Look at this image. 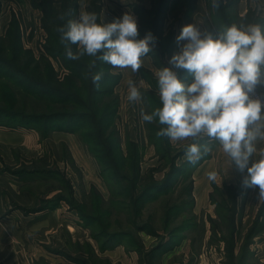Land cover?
Wrapping results in <instances>:
<instances>
[{"label": "rangeland", "instance_id": "rangeland-1", "mask_svg": "<svg viewBox=\"0 0 264 264\" xmlns=\"http://www.w3.org/2000/svg\"><path fill=\"white\" fill-rule=\"evenodd\" d=\"M182 2V4L189 3L190 6L195 5V0ZM185 13L189 19L186 24L194 23L202 30L212 32L232 23L264 25V0H219L218 5H214L212 0H202L199 9L194 6L191 10H185ZM28 27H31L29 35H34V43L40 48L41 54L48 55L52 63V59L58 63L45 48L48 32L43 23L40 21L36 27L29 23ZM35 55L39 56V53ZM166 61L169 64V59ZM63 74L59 77L60 73L57 72L59 81L64 80ZM134 79L135 74L132 73L126 82L134 81ZM190 79L189 75L187 80ZM120 84L119 94L122 98L120 105L118 103L115 117L117 127L120 133L127 134L128 138L132 136L137 138L139 135L138 138L141 141L142 137L144 153L141 172L147 174L149 169L157 168L164 161H160L156 146L148 136L147 121L141 118V112H145V107L139 109L136 100L128 99L129 83H124L121 87ZM257 89L262 92L261 89ZM18 96L19 103H15L14 107L19 108L25 100L27 110L45 108L43 102L33 95L28 94L22 98L18 93ZM122 100H124L123 103H121ZM151 123H155L154 120ZM5 128L2 129L3 132L14 131L9 130L11 127ZM16 131L23 135V142H20L22 146L20 143L14 146L0 143V222H5L11 213H18L12 217L16 218L14 222L16 228L11 231L6 229L5 232L0 233V237H3V242H0V264H182L189 260L192 264H228L226 243L221 238L228 235L227 219L224 220L223 217L228 215V207L235 203L232 199L233 192L238 191L237 189L242 186L244 189L240 191L246 193L239 198L237 196L238 236H236L243 241L257 219H261L264 223V198H258L259 187L243 185V178L240 181L238 178V183H228V175L234 172L239 177L242 173L232 164L231 158L223 151L219 141L209 139L206 135L189 136L178 140L170 139L174 155L178 154L175 158V166L183 171L178 173L172 183L173 186L169 185L163 194L151 196L152 199L144 203V208L139 214L134 206L125 200L124 203L119 201L118 204L113 200L115 202L113 205L103 202V199L108 201L112 196L108 186V181L111 183L112 178L108 175V179L111 180L107 181L104 176L100 177L99 163L94 159L79 133L75 135L83 143L82 150L86 154V160L91 164V174L86 173L85 166L78 163L77 166L74 165L68 146L60 142L57 144L59 140L55 141L50 132L47 136H43L39 130L40 134L35 130ZM194 142L208 145L209 151L200 159L211 158L213 161L214 155L215 170L219 172L220 183L216 179L209 180L207 177V171L212 170V164L201 168L199 171L202 173L196 172L201 163L196 167L194 162L187 159L185 153L179 154L181 150H186L187 146ZM121 148L122 151H126L125 146L122 145ZM169 158L165 160L163 169L150 173L157 180H160L172 166ZM23 164L36 168L48 167L52 175L33 173L24 179V182L18 183L13 179H16L15 176L20 178V175L13 171ZM224 167L227 169L226 172ZM57 169L60 173L56 172ZM95 173H97L96 176ZM71 178L75 182L77 199L86 204L85 210L97 212L101 217L94 222L82 219L78 209H75V212L66 201H62L61 204H68L73 216H67L68 213L65 215L64 210H59L61 214L57 211H49L48 225L46 224V228H43L44 226H40L37 222V211L31 208L46 204L45 199L51 203L52 198L59 194L71 198L70 184L67 180ZM92 179L96 180L92 181ZM92 182H94L93 186L89 187ZM229 185L233 187L230 188ZM97 198H101L99 202H96ZM178 205L185 206L187 209L181 214L179 212L177 217L174 216L175 219L172 217L173 220L168 228L174 225H189L180 233L181 243L167 244L161 252H158V255H152L151 250L161 238L164 242H169L171 238L179 239V232L173 236L165 229L167 215L173 206L177 208ZM139 206V204L136 205V207ZM69 224L71 227H68ZM147 225L154 227L159 234L150 232L145 228ZM247 226L249 228L246 229ZM257 235L258 233L253 237L252 249H250L255 255H248L247 264H264V233ZM4 244H8V247ZM5 249H7L6 256L13 255L12 261L6 259L7 263L2 261L4 258L1 257Z\"/></svg>", "mask_w": 264, "mask_h": 264}, {"label": "trees", "instance_id": "trees-1", "mask_svg": "<svg viewBox=\"0 0 264 264\" xmlns=\"http://www.w3.org/2000/svg\"><path fill=\"white\" fill-rule=\"evenodd\" d=\"M157 1L158 4L154 9H139L140 27L138 32L139 37H143L149 31L155 36L153 43L155 44V53H160V55H155L156 64L162 68L164 65L170 66L163 60V53L167 50L171 52L177 40L173 30L163 35L162 15L168 0ZM32 5L40 9L43 14L42 23L48 32L45 47L47 53L67 67L69 73L64 80L59 81L48 55L40 53L37 56L32 49H25L21 41L19 23L16 18L12 19L5 35H0V98L2 99L0 101L2 102L0 103V126L34 128L38 129L43 136H47L52 129L56 128L79 133L99 163L102 178L104 176L107 181L111 180L108 179V175L112 178L111 183L108 181L112 196L108 200L109 202L105 199L103 202L113 205L114 201L118 204L119 201L124 203L125 200L134 206L136 212L141 214L144 203L151 200L150 197L154 194L156 196L163 194L169 185L175 181L178 173L183 171V169L175 166V158L178 157V154L174 155L170 138L166 135H157V131L165 125H161L155 119V123L152 124L147 121L146 124L148 136L156 146V153L160 161L165 162L170 156L169 159L172 163L169 171L165 172L160 180H157L150 173L163 169L164 162L157 168L149 169L147 174H142L143 140L127 139L126 151H122L120 133L115 124L118 101L114 86L119 80V75L111 71L112 65L98 57L87 54L78 55L76 59L68 58L65 54V43L61 42V33L58 28L66 24L67 20L74 19L78 8L77 0H32ZM187 6L189 10L194 7L190 6L189 3ZM92 11L97 13V19L100 22L99 6L95 1L89 8V12ZM71 47L74 52L77 50L75 44H72ZM97 72L101 73V79L94 82L92 76ZM177 72L182 79L187 80L189 74L186 69H178ZM141 75L148 80L152 88L158 90L157 77L152 72L142 68ZM18 93L21 94L22 98L28 94L35 96L43 102L45 108L27 110L25 100L19 108L14 107L15 103H19L20 100ZM142 97L145 112H151L156 107L162 106L159 94L155 90L142 88ZM3 119L5 120L3 121ZM185 152L186 150L183 149L179 154ZM204 159L206 158L203 157L194 164L197 166ZM186 167L188 168V165ZM56 172L60 173L58 169ZM13 173H19L21 179H27L33 173L52 175V171L48 167H28L25 164ZM67 180L70 184L71 198L59 194L52 198L51 203L45 199L44 203L46 204L31 209L39 211L55 208L62 201H66L72 209H78L82 219L94 222L101 217L97 212L85 210L86 204L81 203L74 196V189L70 180ZM229 187L232 188L233 186L229 185ZM240 189H244L243 186L239 187L238 191L233 192L232 199L235 203L228 207L229 213L223 217L224 220L227 219L228 235L221 236V238L226 243L228 264H247L248 255H252L249 247L251 241L264 228L263 221L257 219L248 230L238 252H235L237 244L235 237L237 196L242 193ZM100 199L97 198L96 202H99ZM137 204L140 206L136 207ZM180 206L177 208L173 206L165 221V229L173 236L179 232V239L171 238L169 242H164L161 238L151 250L152 255H158V252H161L167 244L177 245V243H181L180 236L182 237V235L180 233L189 225L181 224L168 228L171 220H173L172 217H177L179 212L181 214L183 210L187 209L185 206ZM145 228L154 234H159L154 227L147 225ZM182 264H192V261L189 260Z\"/></svg>", "mask_w": 264, "mask_h": 264}, {"label": "clouds", "instance_id": "clouds-1", "mask_svg": "<svg viewBox=\"0 0 264 264\" xmlns=\"http://www.w3.org/2000/svg\"><path fill=\"white\" fill-rule=\"evenodd\" d=\"M212 2L218 5L219 0ZM58 31L68 58L87 54L113 66H130L133 72L155 41L150 31L139 37L137 19L131 12L98 22L96 12L81 11ZM176 40L178 51L169 58L171 66L156 72L162 106L142 111L141 118L165 125L157 135L172 140L204 135L218 140L232 164L241 173L246 171L243 184L258 186V198H264V145L254 143L258 138L264 140V100L251 95L258 84H264V25L232 23L212 32L188 23ZM72 44L77 46L75 52ZM175 69H186L191 79H182ZM100 79L99 72L92 76L94 82ZM140 97L130 80L128 99ZM208 151L207 144L194 142L185 154L195 162ZM216 176L215 170L207 172L209 180Z\"/></svg>", "mask_w": 264, "mask_h": 264}, {"label": "crops", "instance_id": "crops-1", "mask_svg": "<svg viewBox=\"0 0 264 264\" xmlns=\"http://www.w3.org/2000/svg\"><path fill=\"white\" fill-rule=\"evenodd\" d=\"M93 1H95L97 3V5L99 6L98 15H99V21L100 22H110L114 18L120 17L124 12H131L137 19L138 29L140 27L139 9L140 10L141 9H154V7L158 4L157 0H77L78 8H77V12H76L74 18H78V15L81 11H89V8H90ZM182 1L183 0H168L166 2L165 9H164L163 15H162L163 35H166L170 32V30H173L175 33L174 37L176 39V36L180 32L182 26L185 25L187 22H189V19L187 18V14L185 13V10L188 11V6H187V3L182 4L183 3ZM201 2H202V0H196L194 6L197 9H199ZM184 14L186 16H184ZM42 16H43L42 11L32 5V0H0V35H5L7 29L10 25V22L12 21V19L16 18L18 23H19V27H20L21 41H22L23 47L25 49H32L36 54L39 53V55H40V53H41L40 48L36 45V43H34V39H33L34 35L33 34H32V36L29 35V30L31 27H28V26H29V23H31V25L36 27V25H38L40 23V21L42 22ZM183 18H185V19H183ZM181 43H183V41H181ZM36 46H37V50L35 49ZM155 50H156L155 44H152V46L150 48V52L147 53L146 55H144L143 57H141V66L136 72H133L131 70L130 66L119 67V66H113L112 65L111 71L119 75V80L116 83V85L114 86L115 94L117 95V98H119V100H118L119 105H120V99L122 98V97H120V94H119V84L121 82L120 87L124 83L128 84L129 82H126V80H127L128 76L130 77V75L132 73L135 74V79L133 82H135V80H136L135 85L141 93L140 99L136 100V103H137L139 109L145 107L144 102H143V97H142V88L148 89V90H155L158 92L157 89L152 88L151 84L148 82V80L146 78H144L141 75V73H140V75H138L139 72H141V69L144 68V69L152 72L154 74V76H156V72L160 69V67L156 64V58H155L156 56L155 55H157V54L160 55V53H158V52L155 53ZM176 51H178V43H176V45L171 50V52H169L167 50L163 53V60H165V62H167L166 60L169 59L170 56ZM52 60H53V65H54L56 72L60 73L59 77H62L63 73H64L63 75H65V76H66V73L67 74L69 73V69L67 67H65L64 65H62L58 59H56L58 63H56L54 59H52ZM262 70L264 71V68H262ZM124 87H126V86L124 85ZM257 88L261 89V91L263 92V93L262 92L261 93L264 95V84H258L256 86V89ZM123 102H124V100H122L121 103H123ZM140 104H141V106H140ZM139 112H140V110H139ZM115 124L117 127L116 120H115ZM4 128H5V126L4 127L2 125L0 126V143H6V145H11V146L16 145V143L23 142L22 141L23 135L21 133L17 132L16 130L25 129L27 131L35 130L36 132H38V130H36L34 128H28V127L21 126V127H17V128H10V129L8 128L9 130H14V131L6 133V132L2 131V129H4ZM5 129H7V128H5ZM117 129H118V127H117ZM50 133L53 136V139L55 141L59 140L57 142V144L60 142V143L66 144V146H68V149L70 151V156H71V159H72L74 165L77 166V163H78L81 166H85L87 168L86 173L91 174L90 169L92 167H91L90 162L86 160V154H85L84 150H82V144H83L82 141L80 142L79 141L80 139H77L78 137H76V135H75L77 132L56 128V129H52L50 131ZM119 133H120V131H119ZM37 137H39L38 134H37ZM120 137H121V144L123 146H125V148H126L127 139L139 141V138H138L139 135L137 138L133 137V136L131 138L130 137L128 138L127 134L122 135L120 133ZM24 140H26L25 136H24ZM140 140H142V137ZM254 143L257 145V147H259L261 145H264V140L258 138ZM20 145H21V143H20ZM214 158L215 157L213 155V161L211 160V158H207V159H205V161H203V163L201 162V165L198 164L197 166H199V165L200 166L196 169V172L201 170V168H204L208 164H212V170H215ZM94 159L96 160V158H94ZM86 162L88 165L86 164ZM210 162H212V163H210ZM25 163H27V162L25 161ZM250 163H251V160H250ZM23 165L21 167H23ZM21 167H19V169ZM41 168H43V167H41ZM219 169H220V167H219ZM219 169L217 171H219ZM208 171H210V170H208ZM226 171H227V169H225V167H224V172H226ZM200 173H202V172H200ZM245 173H246V171H245ZM245 173H242V175L238 177L233 172L232 174L227 176V182L235 184L238 181L237 180L238 178H239V181L242 180ZM96 175H97V173H95V176ZM218 175H219V172H217L216 181L218 183H220L221 181L218 180ZM15 177H16V179H13L14 181H17L18 183L24 182V179H21V177L20 178H18L17 176H15ZM100 177H102V176L100 175ZM97 178H98V176H97ZM71 180H70L71 185L74 189V196L76 198H78L77 192H76V187H75V182L72 178H71ZM95 180L96 179H92V181H95ZM93 184H94V182L90 183L89 187H92ZM245 193L246 192L244 191L240 195H243ZM239 196H238V198H239ZM65 206H68V204L63 203V204L58 205L55 208L37 211L36 213L38 215H36V218H38V221H37L38 224H40V226H44L43 228H46V226L48 225L47 224L48 223L47 214L49 211H57V212H59V214H61L59 210H61V211L64 210L63 212L65 213V215L68 213L67 216H71V215L73 216V214H71L69 206L68 207H65ZM72 210L75 211V209H72ZM237 212H238V208H237ZM15 214L17 215L18 213L13 212V213H11V215L9 216V218L5 222H0V233L1 234L3 232H5L6 229L8 231H11L12 229L16 228L14 225L16 218H12V217L16 216ZM56 214H55V216H56ZM237 215H238V213L236 214V232H235V237H236V242H237L236 247H235L236 253L238 252V249L243 242L242 240H239L237 237L238 236L237 235V232H238ZM55 218H57V217H55ZM37 222H35V223H37ZM68 227H71V225L69 224ZM247 228H249V227L247 226L246 229ZM262 232L264 233V228L258 232V235H259V233L261 234ZM2 239H3V237L1 236L0 242H3ZM7 245H5V246L8 247ZM249 247H250V249H252V244H250ZM6 250L7 249H5L4 253L1 254V257L4 258V259H2V261H4L5 263L8 262L6 259H8L9 261L13 260V258H12L13 255L6 256ZM251 253H252V256L255 255L253 250L251 251ZM197 260H198V255H197Z\"/></svg>", "mask_w": 264, "mask_h": 264}, {"label": "built area", "instance_id": "built-area-1", "mask_svg": "<svg viewBox=\"0 0 264 264\" xmlns=\"http://www.w3.org/2000/svg\"><path fill=\"white\" fill-rule=\"evenodd\" d=\"M251 95L253 97H261L262 100H264V95L258 90V89H255V91L253 93H251Z\"/></svg>", "mask_w": 264, "mask_h": 264}]
</instances>
